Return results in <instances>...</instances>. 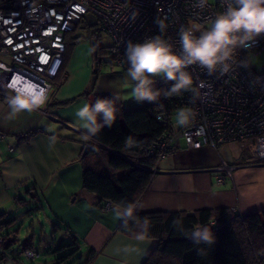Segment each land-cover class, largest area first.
<instances>
[{
    "label": "crops",
    "instance_id": "1",
    "mask_svg": "<svg viewBox=\"0 0 264 264\" xmlns=\"http://www.w3.org/2000/svg\"><path fill=\"white\" fill-rule=\"evenodd\" d=\"M59 77L54 80L56 90L39 110L9 119L8 98L0 96V221L7 247L16 255L14 261L0 264H65L71 257L59 261V254L75 251L86 258L89 249L96 253L88 264H143L156 240L137 241L136 235L119 231L124 216L117 213L124 208L112 204L104 210L99 195L83 186V167L95 160L98 149L84 153L92 144L89 130L76 115L84 104L98 99L122 108L139 104L131 94L134 81L127 70L109 67L105 60L95 74L85 35ZM221 159L236 164L223 182L216 170ZM153 173L134 213L218 207L240 215L264 211V163H248L243 153L228 146L189 149L182 143ZM22 249L39 254L30 259Z\"/></svg>",
    "mask_w": 264,
    "mask_h": 264
},
{
    "label": "built area",
    "instance_id": "2",
    "mask_svg": "<svg viewBox=\"0 0 264 264\" xmlns=\"http://www.w3.org/2000/svg\"><path fill=\"white\" fill-rule=\"evenodd\" d=\"M198 2L0 0V96L9 99L12 89L23 92L35 85L46 90L48 100L57 87L54 80L63 66L66 37L76 31L87 13L97 20L98 30L91 37L98 41L100 32H104L112 40L105 60L109 67L127 70L130 66L124 55L127 42H143L161 34L155 23L157 17L168 18V27L161 35L172 45L174 52L182 55L178 36L181 27L190 26L198 37L207 31L203 25L226 9L224 0H218L217 6L208 0L202 9L194 6ZM134 12L139 14L132 19ZM249 43L250 47L235 49L233 58L227 62L230 65L227 73L222 74L217 68L209 74L198 64L185 69L193 77L196 92L192 91L191 98L179 108L191 107L195 119L187 127H177L172 113L154 114L156 120L168 126L159 140L145 150L157 157V164L179 150L182 143L189 149L209 146L219 150L228 146L232 152L243 153L248 163H264V69L258 73L250 62V57L264 54V34ZM152 79L155 91L161 83L155 77ZM2 137L0 131V139ZM88 139L95 142L89 135ZM8 148L13 149L11 145ZM156 168L157 165L153 171ZM235 168L236 164L221 159L216 168L221 172L218 180L223 182ZM111 206L112 203L106 201L103 209L108 210ZM5 244L6 237L0 228V258L11 262L13 258ZM21 254L34 259L39 253L23 249ZM257 263L264 264V252L259 254Z\"/></svg>",
    "mask_w": 264,
    "mask_h": 264
},
{
    "label": "trees",
    "instance_id": "3",
    "mask_svg": "<svg viewBox=\"0 0 264 264\" xmlns=\"http://www.w3.org/2000/svg\"><path fill=\"white\" fill-rule=\"evenodd\" d=\"M82 36L75 32L67 35L62 69ZM85 36L91 38L89 29ZM99 51L98 47V66L102 59ZM56 80L60 81L59 75ZM174 84L175 81L169 80L161 83L155 90L160 93L155 101L144 100L129 108H122L113 101L117 109L113 124H104L101 114L97 117L100 129L95 134L87 133L95 141L91 144L98 150L95 160L83 167V186L99 195L103 201L102 207L106 201H110L125 209L129 204L136 203L150 183L157 157L145 150L168 130V126L156 120L154 114L172 113L187 103L192 95V90H181L180 94L167 96ZM129 138L131 146L126 143ZM145 220L149 223L147 237L155 239L156 246L143 264H258V256L264 252V211L240 215L230 208L218 207L192 212L134 213L131 219L124 217L121 220L118 230L136 235L143 231ZM203 227L211 229L214 236L211 243H196V238L191 236L194 229ZM5 249L14 261L16 255L9 251L7 238ZM95 253L94 249H89L80 264H88ZM63 258L67 256H60L58 260Z\"/></svg>",
    "mask_w": 264,
    "mask_h": 264
},
{
    "label": "clouds",
    "instance_id": "4",
    "mask_svg": "<svg viewBox=\"0 0 264 264\" xmlns=\"http://www.w3.org/2000/svg\"><path fill=\"white\" fill-rule=\"evenodd\" d=\"M208 0H199L195 7L203 8ZM226 9L221 11L214 19L210 30L203 31L198 37L193 34L190 26H182L178 32L183 54L174 52L173 47L161 34L168 27V18L157 17L155 23L159 33L145 39L143 42L129 40L125 48V58L128 65L127 76L136 83L131 88L132 97L136 101H155L160 93L152 88L155 76H164L169 81H175L167 96L180 94L181 90H192L194 81L191 74L185 71L191 65L198 64L212 74L217 68L221 73H227L230 65L227 63L234 56L237 47H250V41L264 34V0H224ZM138 12L132 14L135 19ZM203 86L202 84L200 85ZM47 92L38 86L32 85L26 91L12 89L8 99L11 108V119L16 114L35 109L45 104ZM117 109L112 100L98 99L94 105L84 104L76 115L84 121L83 127L95 134L101 127L97 117L102 114L104 124L111 126L116 120ZM195 119V112L191 107L176 110L175 124L177 127H187ZM131 146V138L126 142ZM137 206L129 204L117 217H133ZM127 227V220L124 222ZM142 232L136 234L137 241H144L148 235L149 223L143 222ZM196 243L201 241L211 243L214 240L209 227L197 228L191 232ZM128 249L125 248V251ZM133 252L137 249L133 248Z\"/></svg>",
    "mask_w": 264,
    "mask_h": 264
},
{
    "label": "rangeland",
    "instance_id": "5",
    "mask_svg": "<svg viewBox=\"0 0 264 264\" xmlns=\"http://www.w3.org/2000/svg\"><path fill=\"white\" fill-rule=\"evenodd\" d=\"M210 2L215 6H217V4H218V0H210ZM213 21H214V19L207 22L205 25H203V28L205 30H210V27H211ZM88 29H89V27L87 26V24L84 21H81L79 23L78 28L75 31V33L77 35H85L88 32ZM111 42H112L111 38L106 33L100 32V38L98 40V47L100 48L99 55L102 58L101 59L102 61L106 60L109 56V46H110ZM250 62L252 65H254V68L258 73H262V66H264V54H260V55L250 57ZM155 79L160 83H165L167 80L162 75L161 76H155ZM143 101L144 100H142L138 103L141 104ZM139 104H136V105H139ZM136 105H134V106H136ZM175 115H176V112L173 111L172 117L174 119H175ZM40 218L42 219V217H40ZM42 220H44V219H42ZM0 228H1V226H0ZM60 256H67V258L71 257L69 260L66 261L65 264H78L81 259H82V261H84V258H81V256L78 253H75V251H68V252L66 251V253H61L58 255V257H60Z\"/></svg>",
    "mask_w": 264,
    "mask_h": 264
},
{
    "label": "water",
    "instance_id": "6",
    "mask_svg": "<svg viewBox=\"0 0 264 264\" xmlns=\"http://www.w3.org/2000/svg\"><path fill=\"white\" fill-rule=\"evenodd\" d=\"M83 20L85 21V23L89 27V34L91 36L93 34H95L97 32V30H98V28H97V20H96L95 16L93 14H91V13H87V14H85L83 16ZM89 40H90L91 53H92V58H93V71L96 72L97 71V66H98V60H97V56H98V41L94 37H91ZM262 69H264V66H262ZM91 148H93V145H87L85 147L84 153H86Z\"/></svg>",
    "mask_w": 264,
    "mask_h": 264
}]
</instances>
